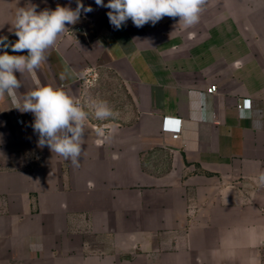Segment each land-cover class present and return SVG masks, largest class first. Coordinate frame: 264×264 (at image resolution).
<instances>
[{
  "label": "crops",
  "instance_id": "1",
  "mask_svg": "<svg viewBox=\"0 0 264 264\" xmlns=\"http://www.w3.org/2000/svg\"><path fill=\"white\" fill-rule=\"evenodd\" d=\"M29 2L76 7L0 0V36L18 39ZM82 3L93 11L39 69L16 73L20 93L51 86L87 112L79 166L39 147L34 115L0 99V264H264V0H207L192 26L165 16L119 30L110 9ZM92 67L109 80L84 84ZM100 84L110 102L123 93L124 112L95 117ZM165 117L181 119L179 138Z\"/></svg>",
  "mask_w": 264,
  "mask_h": 264
},
{
  "label": "clouds",
  "instance_id": "2",
  "mask_svg": "<svg viewBox=\"0 0 264 264\" xmlns=\"http://www.w3.org/2000/svg\"><path fill=\"white\" fill-rule=\"evenodd\" d=\"M207 0H95L96 5L110 9L107 13L110 24L119 30L131 19L137 27L151 22L154 26L163 17H179L185 27L196 24ZM38 5L29 2L26 7H18L15 12L13 33L15 42L7 36H0V99L7 96L22 113H32L31 125L38 133V146L49 147L50 151L70 160L78 167L84 144V121L87 119L80 104L63 90L51 86H38L34 90L20 93L23 86L21 76L27 72L34 74L46 61V53L55 46L57 39L80 20L81 14L93 11L85 7L82 0H76V7L57 5L55 10L45 8L37 11ZM26 52V55L9 54ZM64 77L61 76V79ZM18 93H20L18 95ZM95 117L106 120L115 113L106 101H93ZM257 182L264 185V171Z\"/></svg>",
  "mask_w": 264,
  "mask_h": 264
},
{
  "label": "rangeland",
  "instance_id": "3",
  "mask_svg": "<svg viewBox=\"0 0 264 264\" xmlns=\"http://www.w3.org/2000/svg\"><path fill=\"white\" fill-rule=\"evenodd\" d=\"M79 78L81 79V81L85 84V83H94L96 82L98 79L101 80V83L104 81H108L109 78H107L104 74L103 71L99 69V71L95 68H87L84 73H82ZM106 79V80H103ZM113 89V88H112ZM114 91V90H113ZM110 94L109 92H107L106 89H104L103 84H100L96 87V89L92 90L91 92H89V98H90V103L92 107V102L93 101H106L109 105V107L112 109L113 112H124L126 107H127V103L126 100L124 99L125 96L123 95V93L119 92V89H117L116 91L111 93V99L112 101L110 102V98H109ZM93 111L94 108L92 107Z\"/></svg>",
  "mask_w": 264,
  "mask_h": 264
},
{
  "label": "built area",
  "instance_id": "4",
  "mask_svg": "<svg viewBox=\"0 0 264 264\" xmlns=\"http://www.w3.org/2000/svg\"><path fill=\"white\" fill-rule=\"evenodd\" d=\"M217 90H218V87L216 84H212L211 86H209L207 88V91L209 93H216ZM249 106H250V99H248V98L244 99L243 102L239 104V107L246 108ZM163 129L172 132L173 138H179L180 137V131H181V119L165 117Z\"/></svg>",
  "mask_w": 264,
  "mask_h": 264
}]
</instances>
